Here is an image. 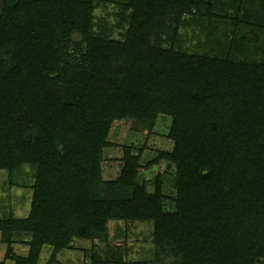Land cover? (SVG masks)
I'll use <instances>...</instances> for the list:
<instances>
[{
    "label": "trees",
    "instance_id": "obj_1",
    "mask_svg": "<svg viewBox=\"0 0 264 264\" xmlns=\"http://www.w3.org/2000/svg\"><path fill=\"white\" fill-rule=\"evenodd\" d=\"M110 6L115 21L100 19ZM160 115L168 211L159 178L153 192L138 182L141 153L102 174L114 121L151 130ZM25 167L30 212L0 218L14 264H40L43 248L54 260L111 220L150 222L156 261L264 264V0H4L0 170L14 185ZM15 232L32 235L28 255Z\"/></svg>",
    "mask_w": 264,
    "mask_h": 264
},
{
    "label": "rangeland",
    "instance_id": "obj_2",
    "mask_svg": "<svg viewBox=\"0 0 264 264\" xmlns=\"http://www.w3.org/2000/svg\"><path fill=\"white\" fill-rule=\"evenodd\" d=\"M4 0H0V11ZM113 7L100 8L96 14L100 19L115 21L110 17ZM182 33L191 32L193 27H182ZM190 45V44H189ZM172 119L160 115L151 130L143 129L129 119L114 121L110 134V146L103 151L102 174L106 181L116 179L123 166L125 149L129 148L133 154L141 153L138 182L146 184L148 191L153 192L156 180L162 181L163 192L167 199L164 200L165 210H172L175 205L173 197L175 190V170L169 167L164 160H158L161 152L171 151L174 142L168 137ZM27 167V166H26ZM24 168L13 179L14 185L6 171L0 170V218L14 215L16 218L28 216L31 208L32 184L31 170ZM152 224L141 221L111 220L108 231L97 234L92 239L74 238L69 248L56 253L51 260L52 249L43 248L40 264H112L114 253L122 255L128 264H172L170 258H154L155 246L151 238ZM30 233L15 232L12 235L10 247L14 254L26 256L29 253ZM9 245L2 240L0 231V263L14 264L7 254ZM51 260V261H50Z\"/></svg>",
    "mask_w": 264,
    "mask_h": 264
}]
</instances>
